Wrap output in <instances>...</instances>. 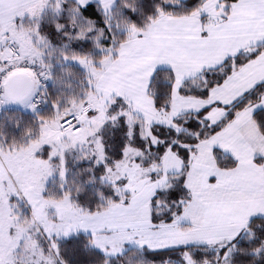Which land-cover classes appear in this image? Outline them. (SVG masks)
<instances>
[{"label": "snow or ice", "instance_id": "6c2138e0", "mask_svg": "<svg viewBox=\"0 0 264 264\" xmlns=\"http://www.w3.org/2000/svg\"><path fill=\"white\" fill-rule=\"evenodd\" d=\"M0 264H264V0H0Z\"/></svg>", "mask_w": 264, "mask_h": 264}]
</instances>
